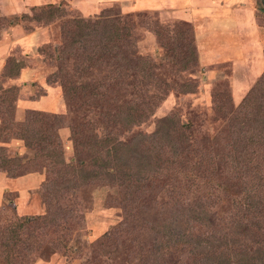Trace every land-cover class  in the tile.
<instances>
[{"label":"rangeland","instance_id":"374dc122","mask_svg":"<svg viewBox=\"0 0 264 264\" xmlns=\"http://www.w3.org/2000/svg\"><path fill=\"white\" fill-rule=\"evenodd\" d=\"M2 1L0 155L12 161L21 156L23 165H31L29 160L36 155L33 149L14 138L16 130L12 134L6 128L19 126L28 128L30 135L31 129H35L45 137L44 142L33 143L39 145L37 149L42 148L45 164L49 161L47 154H55L52 161L65 162V166L61 165L65 170L60 173L47 170L54 181L38 186L29 202L33 203L32 209L23 206L27 202V188L24 184L17 186V182L37 174L16 180L0 171V232L16 229L26 217L32 221L25 224L20 234V230L16 232L15 239L18 235L26 248L17 264H139L135 256L143 264H161L162 261L154 263L158 256L171 264L177 259V264H264V116L260 115V107L264 109V76L260 78L264 75V27L256 28L259 40L255 47L263 51V56L259 53L262 68L251 74V64L246 63L240 71L233 70L234 65L225 56L220 58L226 48L220 50L225 45L221 39L214 43L218 35L213 33L217 28L223 29L216 18L205 22L201 19L195 25L192 12L171 8L139 11L132 0H30L58 5L53 9V19L26 20L21 19L23 15H33L32 7L26 4L28 0L17 4L13 12L8 2L5 11ZM98 13H103L104 21L114 27L123 23L134 27L131 38L137 46L135 51L153 58L154 68L148 71L152 73V83H140V76L129 67L139 57L127 43L103 57L95 55L90 45L87 54L93 58L91 62L79 55L87 49V39L85 49L75 45L61 51L65 37L62 29L70 35L73 21L93 20ZM260 16L256 9L254 19L253 15L248 18L257 26L264 24ZM219 17L235 19L229 13ZM206 22L210 30L199 31L198 26H206ZM247 28L245 38L242 23L236 24L240 41L235 40L233 29L227 30L231 38V49L227 51L230 56L234 52L232 46L241 44V38L243 42L249 40L248 25ZM98 38L95 33L88 40ZM172 48L173 57L169 51ZM199 49L207 55L212 52L211 59L199 56ZM78 50L80 53L76 54ZM41 51L46 57L41 56ZM250 52L251 49L247 51V60L251 58ZM11 59L23 67L18 77L3 76ZM60 85H65L64 97L60 95ZM95 88L96 97H87ZM249 92V101L230 113ZM116 118L122 120L120 125L112 122ZM164 120L168 122L161 124ZM179 124L191 127L185 131ZM74 132L77 135L73 139H91L93 155L99 151L96 140L130 144L131 150L124 152L125 160L144 164L138 174L140 188L133 185L127 194L115 179L104 175L79 177L103 169L88 161V143L86 147L78 142L73 146L69 135ZM182 138H189V144L196 143L197 151L195 157L189 154L184 169L187 172L183 173L175 171L171 164L175 159L171 156L181 155L177 148L182 146ZM194 159L201 163L196 176L191 174ZM83 161L86 165L80 167ZM69 163L73 167H67ZM28 168L21 172H45L42 162ZM59 175L63 178H57ZM59 197L64 200L58 202ZM46 202L50 207L48 216ZM140 203L157 205L160 216L169 214L168 207L178 205L182 212L177 219H184L186 213V222L171 232L166 226L168 219L158 217L151 224H156L159 233L149 235L147 246H143L144 237L134 216ZM135 236L136 242L131 240ZM174 238L191 241L179 246L186 248L182 249L183 255L177 256L172 245ZM260 243L261 253L254 249ZM241 250L245 252L239 253ZM249 251L254 254H248ZM203 255H212L213 262H209L210 256L197 261ZM0 264H5L2 258Z\"/></svg>","mask_w":264,"mask_h":264},{"label":"trees","instance_id":"16d2710c","mask_svg":"<svg viewBox=\"0 0 264 264\" xmlns=\"http://www.w3.org/2000/svg\"><path fill=\"white\" fill-rule=\"evenodd\" d=\"M56 5H58V4H47V5L32 7L31 8V12L33 13L32 18H30V16H28V15H23L22 16L23 18H21V19H26V20L33 19V20H40V21H47L49 18L53 19L52 18L54 16L53 12L55 11L53 9L56 8ZM102 15H103V13H101V14L98 13L97 15H95L96 18L93 20L88 19L86 21H81V19H83V18L76 19L75 21H73V23L70 26L71 27L70 29L73 28L72 30H70V31H72V33L70 35L67 34V33H69V31H66V30L63 31V29H62L63 34H65V37H64V35L62 37L63 40L61 41L62 45L60 47L61 51L62 50L63 51L69 50L68 48L75 47V45H80L78 48L85 49V46H83L85 44L84 39H87L86 45H88V47H87V49H85V52H82L85 55L79 54L80 49L77 51L76 54H79L83 60H85V61L87 60L88 62H91L94 60H91L93 58H91L87 54V51L90 49V45H91V47H93L95 55H97L99 57H103L104 55H106L108 53L113 54L114 51H111V49L112 50L120 49L121 44L127 43L128 45H130L133 48L132 50H134L135 56L139 57V59L135 60V64H133V66L129 65V67H131V68L133 67L134 74L137 76H140V78H141L140 83H145V82L152 83L153 81H151V79H150V77L152 76V73L150 75L148 73V71L150 70L151 67H152L151 70L154 68V62L152 60L153 58L148 56V55H144L142 53L141 54L137 53L135 51V47L137 48V46L135 43L133 44L132 38H131L134 27H131L130 25H124V23L120 24V25L117 24V26L114 27V25H109L110 22L104 21L105 17H103ZM100 19H103V21L97 22V20H100ZM127 32H128V34H127ZM95 33L98 34L99 38L95 41H93L94 39L88 40ZM81 34H83V35H81ZM89 34H92V35L89 37L88 36ZM127 36H129V37H127ZM127 38H131V40L128 41ZM176 45L173 44V46H176ZM178 45H179V41H178ZM169 51H170V55L173 57L172 54L175 53L174 48L170 49ZM69 53H75V52L70 51ZM41 54H42L41 56L46 57L45 52L41 51ZM65 55H68V54H65ZM122 62H124V60ZM44 66H47V65L44 64ZM22 68L23 67H22L20 62L15 63V61L12 60L9 64L5 65L4 71H3V76L4 77H13V78L18 77L20 75L19 71ZM12 69H14V70H12ZM6 71H7V74H6ZM263 76L264 75H262L260 78H262ZM152 78H153V76H152ZM60 86H61L60 95H62L64 97L63 91L65 92V85H60ZM78 88H81V87H78ZM78 88H76V89H78ZM72 89H75V88H72ZM97 91L98 90H96V88H95V89H93V91H90L86 96L89 98H93V97L95 98L97 93H98ZM43 95H41V96H43ZM251 95H250V92L248 94H246L239 101V103L236 105V107H234V109H232V111H230V113H234L238 108H241L242 106H244V104H246V102L249 101V98ZM227 109L228 108H226L224 110H227ZM260 111H261L260 115L264 116V109H262V107H260ZM119 121H122V120H119L118 118H116L112 122L120 125L121 122H119ZM33 122L34 121H32V123ZM166 122H168V121L164 120L161 122V124H166ZM181 127L183 128V130L187 131L190 129L191 126H190V124H186L185 126L182 124L181 125L179 124V128H181ZM6 128L9 129V133H12V134L16 130V132H15L16 136H14V138L16 140L21 141V142L23 141L24 142L23 144H25V147L33 149V151L36 154L29 160V164H31V165H23L24 163L20 162V158L22 159L21 156H17L18 158L16 157L14 159V161H12L10 159V157H7L6 158L7 160H6L5 157L0 155V171L5 172L9 176V178H16V180H17L18 177L22 178L24 176L26 177V175H29V174H37V176L35 178L38 179L39 186H43V184L47 185L48 183L52 182V180L54 181V179L50 180V177H49L47 170L50 172H54V173H60L61 170H65V167H64L65 162L63 160L57 161V162L52 161L53 160L52 156H54L55 154L54 155L47 154V158H49V161L46 162L47 165L45 164V159H43V158H46V156H45L42 148L37 149V147H39V145L36 146V144H33V143H42L45 140V137L39 131H36L35 129H31L32 132L30 135V133H29L30 130L28 128L19 127V126H16L14 129L11 127L8 128V126ZM76 135H77L76 132L71 133V136L69 135V137H71L70 141L73 142L72 143L73 146L75 147L77 142H78V145L80 144L81 146H84V147L89 145L90 147H88L89 148V151H88L89 160L88 161L93 163V165H95L96 167L103 169V170L97 169L96 171L92 170L90 173L87 174V176H85L83 174V175H79V177L81 176L82 178H87V177L88 178L89 177H91V178H102L100 176L104 175L110 179H115V181H117V183L119 185L121 184L122 187L125 188V190H124L125 193H127V190L130 189V187L133 185L140 188L141 181L138 178V174L141 173V171L143 169L140 166H143L144 164H142V163H137L136 165L133 163L130 164V162L125 160L124 152H129L131 150L130 144L125 143V142H112L111 140H108V139L99 140V141L96 140L94 142H97V146L99 148V151H96L97 153L93 155L92 154L93 148H92L91 142L89 141L91 139L85 140V139H82L80 137L79 138L75 137V139H73V137ZM55 138H57L59 141L58 136H56ZM100 142H101V144H100ZM189 142H190L189 138H184V139L182 138V146L177 148V149H179L178 154H181V155H178L177 157L171 156V157L175 158L174 160L171 161L172 162L171 164L174 165L175 171H179L181 173L187 172V170H184V169H185V167H187L189 154L191 153L192 156H194V157L196 156L197 151H195V149H194L196 143L192 142L189 144ZM52 143H54V141L50 143L51 146H52ZM87 143H88V145H87ZM56 145H57V148L59 149V151L62 150V146L59 145V143H56ZM1 152H2V150L0 149V153ZM47 152H49L48 149H47ZM171 157H169V158H171ZM137 161H138V159H137ZM157 161H159V160H157ZM39 162L43 163L44 171L47 172V174L45 172H36V171H28L26 173L21 172L25 168L29 167L28 169H30L33 165L39 164ZM79 164H80V167H82V166H84L85 161H83L82 163H79ZM58 165H60V166L64 165V166H61L62 168L59 170H53L54 168H57ZM69 165H72V164L69 163L66 166L69 167ZM199 165H201V163L199 162L198 159H194L193 162L191 161V168H192L191 174L193 176H196L199 173V171H200ZM71 167H73V166H70L69 168H71ZM62 172H64V171H62ZM41 176H45V178L42 179ZM171 176L172 175H170V177ZM60 177L63 178V176H61V175L57 176V178H60ZM27 178H28V176L26 178H23V179H27ZM23 179H20V180H23ZM61 181H62V179H61ZM66 181L69 182L70 180H66ZM66 181H63L62 183L65 184ZM63 189L65 191V189H67V188H63ZM127 196H129V195H127ZM126 199H127V197H126ZM63 200L64 199H62V197L58 198V202H61ZM49 208L50 207L48 206V203H47V206H46L47 212L45 214L47 216L49 214ZM136 208H137L136 213L134 214L135 222L138 225V228L140 227L139 232L144 237V239L142 240V241H144L143 246H147V240L149 239V237H148L149 235L151 236L155 232L157 234L159 233L156 224H151L152 221H157L158 217L162 220L168 219L166 226L169 225L168 227H169L171 232H173L176 229V227H178L177 229H179L181 223L183 224L186 222V216H187L186 213H185L184 219H182V217L179 220L177 219V215H181L180 212H182L180 209V206H178V205L171 206L170 208L168 207L169 214L164 213L161 216H160L159 207L157 205H154L151 203H140L136 206ZM126 213H128V212H126ZM201 213H203L202 210H201ZM23 218H25V217H20L19 219H23ZM39 218H41V217H39ZM28 220H29V217H26V220H23L20 223V225L17 226L16 229L15 228L14 229L9 228L8 230H6V232H0V259L2 258V260L4 261L5 264H17V262L19 261V257L22 255V253L26 249V248H23V241L21 239H19V236L17 235V239H15V236H16L17 231L20 230L18 233V234H20L23 231V229L26 228V225L28 223L32 222L31 220H29V221ZM174 222H175V224H174ZM125 224H126V222H125ZM166 226H165V228H166ZM169 234H170V232H169ZM171 235H172V233H171ZM177 236H178V234H177ZM181 236H182V234H181ZM131 240L132 241L135 240V242H136V236L133 237ZM181 240L182 241H180V238H179V240L176 241L174 238V240L172 241V243H175L172 245L173 246L175 245V249H177V256L184 254V252H182L183 251L182 249L184 247L179 248V246L184 245L183 243H185V242L186 243L191 242L190 240H184V239H181ZM10 241H11V243H10ZM132 241H130V242H132ZM148 244H149V242H148ZM189 245H191V244H189ZM151 246L156 247L155 245H151ZM18 248H22V249L18 250ZM184 249L186 250V248H184ZM254 249H256L257 252L261 253L263 250L262 244L261 243L258 244ZM153 252L154 251L152 249L151 255ZM241 252H245V250H241L239 253H241ZM249 253L254 254V251L253 252L249 251L248 254ZM165 254L169 255V252H167ZM209 256L210 255H203L202 259H199L197 261L204 260V258H206V257L208 258ZM140 258L142 259V256ZM134 260H136L137 262L139 261V264H143L140 262V260L138 259L137 256L134 257ZM177 260H176V262H174V264L178 263ZM154 261H155L154 263H158V262L162 261L161 264H171V262L166 263V260L162 259L161 256L156 257ZM209 262H213L212 255L209 258Z\"/></svg>","mask_w":264,"mask_h":264},{"label":"crops","instance_id":"0c3cea01","mask_svg":"<svg viewBox=\"0 0 264 264\" xmlns=\"http://www.w3.org/2000/svg\"><path fill=\"white\" fill-rule=\"evenodd\" d=\"M22 1L23 0H3L2 3H3V6H5L4 10L5 11L8 10L6 2L9 3L11 12L15 10L14 7L17 4H23L27 2L26 4L28 5V8L41 6L43 4V3L38 4L35 2H30V0L26 2L25 1L22 2ZM132 1H135L133 3L135 4V7H137V9H140L139 11H145L144 9H150V8L155 11H161V10L171 8V9H177L180 12H184V13L192 12L194 13L192 14V18L194 19L195 25L197 24V21L200 23L201 19L205 22L211 18H216V21L218 22L220 21L219 23L223 24V29L217 28L216 31L213 33L214 35H218V37H215L214 43L218 42V39H221L225 45H223V47H221L220 50H223L226 48L223 52L220 53L221 54L220 58H224L225 56L224 59H226L228 62H231L232 65H234L232 66L233 70L237 69L240 71V69H242L246 63L251 64L252 65L251 70H250L251 74H254L257 71L261 70L262 65H264L263 63L264 59L263 57L261 58V56L259 55L260 53L263 56V51H259L257 48L255 49V47L257 46L256 44L258 43V40H259L257 29L258 27H264V24H258L257 26H255V24L253 25V19H254L256 9L259 15H261L260 17H262L261 21H263L264 19V2L262 0H210L208 1V3L207 1H203V0H137L140 4L139 6H137L136 0H132ZM168 1L171 2L172 4L171 7ZM222 13H229L230 16L234 15L235 19L231 17L228 20L226 18L222 20L219 17L222 15ZM252 15H253V19L250 20L248 16H252ZM241 23H242V31H241L242 35H246L245 38H247V31H248L247 25H248L249 32H250V35H249L250 38L246 42H243L241 38V42H242L241 44L240 42H237L235 45H233L232 48H234L233 49L234 52L231 53V56H230V53H228L227 51L231 49L229 48L230 45H228L231 38L228 37L227 30L233 29L234 30L233 33H235L233 34L235 40H239V36L238 34H236L237 31L235 29H236V24L239 25ZM203 25H204L203 27L199 25L198 30L208 32L210 30L209 28H211L210 24L206 22V26L205 24ZM221 32L222 34L219 35L218 33H221ZM198 46L199 48H201L200 44H198ZM249 49H251V52L249 53L251 58L250 60H247L246 55ZM207 53H209L208 50H207ZM201 55H204L205 57H207L205 60H209L211 59L210 56L212 55V52L210 53V55H207L205 51L203 52L202 50L199 49V56ZM217 57H218V54H217ZM260 58L262 59V65L260 64L261 62ZM232 82L234 86V84L236 83L235 79ZM239 87L238 89H240ZM238 94L240 95L241 92H239ZM238 94H236V96H238ZM31 180H36V178H27V179L19 180L17 182L18 183L17 186L18 185L20 186L22 184L26 185L27 191L25 192L26 194L25 201L27 202L23 204V206L29 205L30 209L33 208V205H32L33 203L32 202L29 203L31 196L32 194L33 195L35 194V191L36 189H38V186H39L38 180L36 181H31ZM2 183L4 184V182ZM29 185L31 188L29 187Z\"/></svg>","mask_w":264,"mask_h":264},{"label":"water","instance_id":"95a60500","mask_svg":"<svg viewBox=\"0 0 264 264\" xmlns=\"http://www.w3.org/2000/svg\"><path fill=\"white\" fill-rule=\"evenodd\" d=\"M264 2V0H262Z\"/></svg>","mask_w":264,"mask_h":264}]
</instances>
